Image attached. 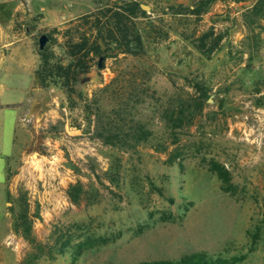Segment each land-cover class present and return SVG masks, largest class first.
<instances>
[{
  "label": "rangeland",
  "instance_id": "obj_1",
  "mask_svg": "<svg viewBox=\"0 0 264 264\" xmlns=\"http://www.w3.org/2000/svg\"><path fill=\"white\" fill-rule=\"evenodd\" d=\"M94 1L0 0V57L16 56L8 64L24 82L46 35L51 63H68L67 34L87 30L81 19ZM179 2L195 9L192 0L140 2L141 27L168 35L152 36L144 56L100 68L95 58L74 92L50 85L33 95L0 184V264H135L195 252L264 264V0H214L177 18L168 6ZM203 35L207 48L221 37L210 56L195 47ZM202 89L209 99L191 124L187 116L184 128H168L164 112L186 111ZM22 109L8 108L7 128ZM119 117L149 137L106 143L103 128L114 131Z\"/></svg>",
  "mask_w": 264,
  "mask_h": 264
},
{
  "label": "trees",
  "instance_id": "obj_2",
  "mask_svg": "<svg viewBox=\"0 0 264 264\" xmlns=\"http://www.w3.org/2000/svg\"><path fill=\"white\" fill-rule=\"evenodd\" d=\"M143 0H130V1H110L107 0L102 4V0H95V11L82 17L81 26L88 27L87 30H80L78 26L72 33L71 30L67 34L66 41V55L69 62L64 64L62 62L51 63L50 55L46 53V49L39 52L40 60L38 69L35 72L37 85L41 88H48L50 85H57L68 92H74L75 84L79 76L86 74L91 69L92 61L95 58H115L118 55H130L134 57L144 56L146 49L150 44V39L155 36L152 42L156 40H163L168 38L167 33L163 31H155V26L150 24L152 29L145 31L146 28L141 27V20L145 18V13L140 8V2ZM214 0H192V5L195 9H190L189 5L182 2L175 3L168 6L171 15L177 18H182L187 15H199L203 13L207 6ZM162 25V21H160ZM170 29V28H169ZM171 30V29H170ZM174 33H178L176 29H172ZM213 35V32L210 33ZM76 37V39H74ZM209 35H203L201 41L195 45L196 49L204 56H210L221 40L220 36H216L211 42L210 47L207 48ZM132 76V75H131ZM117 78L115 77L108 85L100 91H106L113 84ZM130 84L135 85V78L132 76ZM118 85V84H117ZM138 94H136L137 97ZM209 99L207 92L201 90L198 96H191L189 98V105L186 111L183 109L166 110L164 112V119L171 130L182 129L185 127L184 120L187 118V123L190 125L194 112L203 109L204 104ZM132 99L129 98L128 102ZM136 103H141L142 100H135ZM127 108V107H126ZM193 108V110H191ZM191 110V111H190ZM119 116V113L117 114ZM125 119L120 118L117 120V125L114 131L111 129H104L106 135L101 134L106 140V143L117 146L119 148H127L128 146H135L139 142L146 140L150 133L147 132L145 126L140 123L130 122L126 123ZM105 125H112L106 123ZM136 139V141H133ZM171 140V139H170ZM169 140V141H170ZM174 142V141H170ZM167 145L174 143H166ZM155 146V145H153ZM158 151H166V146L163 147L160 143H156ZM212 170L216 168L211 167ZM73 202L74 199L71 198ZM18 227V224H17ZM257 232L251 235L253 242L257 239ZM244 259L243 256L225 258L222 256H215L207 252H195L188 254L177 260H156L151 262H139L135 264H237Z\"/></svg>",
  "mask_w": 264,
  "mask_h": 264
},
{
  "label": "crops",
  "instance_id": "obj_3",
  "mask_svg": "<svg viewBox=\"0 0 264 264\" xmlns=\"http://www.w3.org/2000/svg\"><path fill=\"white\" fill-rule=\"evenodd\" d=\"M16 56H1L0 57V184L4 182L6 177L7 160L11 157L17 135L22 134L21 127L24 119L29 116V103L33 100V95L43 94V88L37 85L35 71L31 70V75L23 77L17 76V66L9 65L10 62H17ZM19 60L23 61L18 57ZM22 69V68H21ZM19 77V80H17ZM12 93L19 92V99L11 98ZM23 105L24 117L16 116L11 127L7 128L3 117L9 107ZM31 113V112H30ZM33 115V114H30ZM36 115V114H34ZM37 116V115H36Z\"/></svg>",
  "mask_w": 264,
  "mask_h": 264
},
{
  "label": "water",
  "instance_id": "obj_4",
  "mask_svg": "<svg viewBox=\"0 0 264 264\" xmlns=\"http://www.w3.org/2000/svg\"><path fill=\"white\" fill-rule=\"evenodd\" d=\"M140 7L143 10H147L148 9V6H146V5H141ZM47 41H48V38H47L46 35H41L38 38V49H39V51H42L44 49V46L47 43ZM101 62H102V58L100 57L99 60H98V67L99 68L101 67Z\"/></svg>",
  "mask_w": 264,
  "mask_h": 264
}]
</instances>
